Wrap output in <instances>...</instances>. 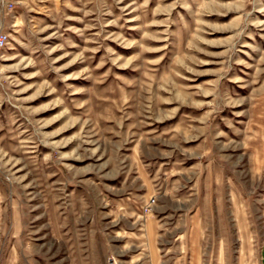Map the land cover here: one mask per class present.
I'll use <instances>...</instances> for the list:
<instances>
[{
	"label": "rangeland",
	"instance_id": "1",
	"mask_svg": "<svg viewBox=\"0 0 264 264\" xmlns=\"http://www.w3.org/2000/svg\"><path fill=\"white\" fill-rule=\"evenodd\" d=\"M0 264H264V0H0Z\"/></svg>",
	"mask_w": 264,
	"mask_h": 264
},
{
	"label": "built area",
	"instance_id": "2",
	"mask_svg": "<svg viewBox=\"0 0 264 264\" xmlns=\"http://www.w3.org/2000/svg\"><path fill=\"white\" fill-rule=\"evenodd\" d=\"M9 41V35L6 32L0 33V57L2 56L4 49Z\"/></svg>",
	"mask_w": 264,
	"mask_h": 264
}]
</instances>
